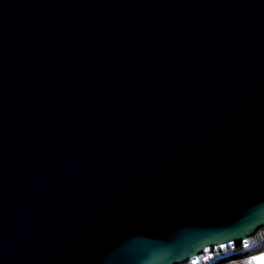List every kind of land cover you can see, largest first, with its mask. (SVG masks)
Returning <instances> with one entry per match:
<instances>
[{
  "label": "water",
  "instance_id": "1",
  "mask_svg": "<svg viewBox=\"0 0 264 264\" xmlns=\"http://www.w3.org/2000/svg\"><path fill=\"white\" fill-rule=\"evenodd\" d=\"M264 227V0H0V264H181Z\"/></svg>",
  "mask_w": 264,
  "mask_h": 264
},
{
  "label": "trees",
  "instance_id": "2",
  "mask_svg": "<svg viewBox=\"0 0 264 264\" xmlns=\"http://www.w3.org/2000/svg\"><path fill=\"white\" fill-rule=\"evenodd\" d=\"M249 248L244 250L243 242L234 243L236 245V253H229L228 255L218 259L213 264H254L253 256L264 252V227L260 228L256 233L248 240ZM181 264H193L191 261H187ZM202 264H207L202 263Z\"/></svg>",
  "mask_w": 264,
  "mask_h": 264
},
{
  "label": "built area",
  "instance_id": "3",
  "mask_svg": "<svg viewBox=\"0 0 264 264\" xmlns=\"http://www.w3.org/2000/svg\"><path fill=\"white\" fill-rule=\"evenodd\" d=\"M243 248L244 250L249 248V243L247 240L243 241ZM236 251V245L234 243H228L223 245L221 249L208 248L203 254L192 258L190 261L193 264H202L205 262L207 264H213L218 259L228 255L229 253H236Z\"/></svg>",
  "mask_w": 264,
  "mask_h": 264
},
{
  "label": "crops",
  "instance_id": "4",
  "mask_svg": "<svg viewBox=\"0 0 264 264\" xmlns=\"http://www.w3.org/2000/svg\"><path fill=\"white\" fill-rule=\"evenodd\" d=\"M252 259L254 264H264V252L256 254Z\"/></svg>",
  "mask_w": 264,
  "mask_h": 264
}]
</instances>
